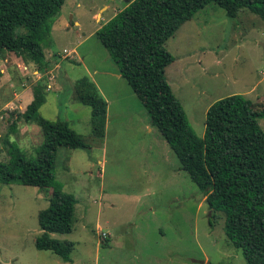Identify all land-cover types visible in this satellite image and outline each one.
<instances>
[{
    "label": "rangeland",
    "instance_id": "374dc122",
    "mask_svg": "<svg viewBox=\"0 0 264 264\" xmlns=\"http://www.w3.org/2000/svg\"><path fill=\"white\" fill-rule=\"evenodd\" d=\"M128 4L67 0L51 20L43 73L13 53L0 59V164L9 160L8 137L27 160L38 157L44 140L40 127L22 120L13 133L11 126L44 78L47 102L40 114L66 121L90 145L88 150L60 147L56 161L57 183L78 200L74 231L53 234L75 243L71 262L35 245L39 213L49 208L53 189L0 183V264H247L242 250L228 242L225 214L211 210L181 170L96 36ZM165 48L175 58L166 70L168 82L199 137L205 135L209 107L220 99L244 95L261 110L264 22L258 16L241 12L230 18L209 4ZM85 77L109 103L104 139L92 135L91 109L74 101L75 83ZM259 123L264 130V118ZM102 233L109 234V246Z\"/></svg>",
    "mask_w": 264,
    "mask_h": 264
},
{
    "label": "trees",
    "instance_id": "16d2710c",
    "mask_svg": "<svg viewBox=\"0 0 264 264\" xmlns=\"http://www.w3.org/2000/svg\"><path fill=\"white\" fill-rule=\"evenodd\" d=\"M66 1L0 0V59L13 53L45 72L44 43L51 34V20ZM209 4L219 6L230 18L242 12L264 22V0H134L96 36L144 105L152 125L179 158L181 170L201 190L210 209L225 214L228 242L242 250L247 264H264V130L259 123L264 104L255 111L253 102L239 94L218 100L206 113V132L201 138L166 74L175 62L166 43ZM74 101L91 109L92 135L104 139L109 104L90 78L75 83ZM46 102L44 78L33 89V101L11 126L13 133L22 120L40 127L44 140L38 157L27 160L6 138L9 160L0 164V183L53 189L49 208L39 213L41 234L35 245L39 251L71 262L75 243L53 234L74 231L78 200L57 183L56 161L60 147L88 150L90 145L66 121L44 118L40 110ZM104 242L109 246L108 239Z\"/></svg>",
    "mask_w": 264,
    "mask_h": 264
},
{
    "label": "built area",
    "instance_id": "2783aa9c",
    "mask_svg": "<svg viewBox=\"0 0 264 264\" xmlns=\"http://www.w3.org/2000/svg\"><path fill=\"white\" fill-rule=\"evenodd\" d=\"M101 237L103 238V240L105 241L106 239H108V235L106 233H102Z\"/></svg>",
    "mask_w": 264,
    "mask_h": 264
},
{
    "label": "crops",
    "instance_id": "0c3cea01",
    "mask_svg": "<svg viewBox=\"0 0 264 264\" xmlns=\"http://www.w3.org/2000/svg\"><path fill=\"white\" fill-rule=\"evenodd\" d=\"M112 74L114 75V76H117L118 78L120 77V75H119V73L118 74H115L114 72H112ZM108 102V101H107ZM109 104V103H108ZM107 235L109 236V234L107 233ZM109 238V237H108ZM109 240V239H108ZM109 242H110V240H109Z\"/></svg>",
    "mask_w": 264,
    "mask_h": 264
},
{
    "label": "water",
    "instance_id": "95a60500",
    "mask_svg": "<svg viewBox=\"0 0 264 264\" xmlns=\"http://www.w3.org/2000/svg\"><path fill=\"white\" fill-rule=\"evenodd\" d=\"M134 0H128V3H131V2H133Z\"/></svg>",
    "mask_w": 264,
    "mask_h": 264
}]
</instances>
